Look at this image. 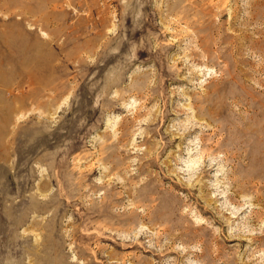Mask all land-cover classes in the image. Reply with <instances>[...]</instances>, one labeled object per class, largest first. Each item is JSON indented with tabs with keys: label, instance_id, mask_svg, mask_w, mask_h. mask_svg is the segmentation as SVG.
<instances>
[{
	"label": "rangeland",
	"instance_id": "1",
	"mask_svg": "<svg viewBox=\"0 0 264 264\" xmlns=\"http://www.w3.org/2000/svg\"><path fill=\"white\" fill-rule=\"evenodd\" d=\"M0 264H264V0H0Z\"/></svg>",
	"mask_w": 264,
	"mask_h": 264
}]
</instances>
